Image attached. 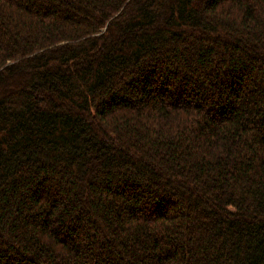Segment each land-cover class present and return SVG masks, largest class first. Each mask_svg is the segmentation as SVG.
<instances>
[{"label": "trees", "instance_id": "obj_1", "mask_svg": "<svg viewBox=\"0 0 264 264\" xmlns=\"http://www.w3.org/2000/svg\"><path fill=\"white\" fill-rule=\"evenodd\" d=\"M0 264H264V0H0Z\"/></svg>", "mask_w": 264, "mask_h": 264}]
</instances>
